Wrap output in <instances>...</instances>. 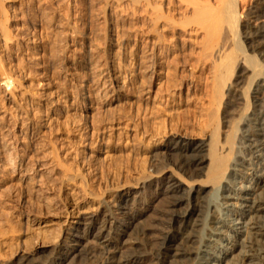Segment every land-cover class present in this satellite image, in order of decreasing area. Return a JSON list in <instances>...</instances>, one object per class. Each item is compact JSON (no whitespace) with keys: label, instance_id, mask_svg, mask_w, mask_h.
Returning a JSON list of instances; mask_svg holds the SVG:
<instances>
[{"label":"rangeland","instance_id":"rangeland-1","mask_svg":"<svg viewBox=\"0 0 264 264\" xmlns=\"http://www.w3.org/2000/svg\"><path fill=\"white\" fill-rule=\"evenodd\" d=\"M132 1L0 0V30L12 40L5 44L0 34V264H52L74 249L68 264H106L119 247L141 255L140 264H156L168 218L161 191L170 174L196 186L206 180L179 171L177 155L165 150L173 136L208 142L214 128L201 124L216 111L220 139L236 134L229 165L242 163L236 154L243 118L262 110L264 94L253 93L258 79L239 55L225 98L212 104L206 50L233 47L227 28L208 41L192 22V0H179L170 11L175 23L151 35L149 13L167 11L164 2L154 0L151 10ZM259 1L241 5L238 35L247 55L259 54L246 39L264 22L255 14ZM233 91H246L242 101H232ZM127 190L138 218L127 236H116L123 217L115 206ZM212 196L209 190L202 198ZM198 209L195 219L204 216ZM91 215L98 216L95 228L76 246L78 220Z\"/></svg>","mask_w":264,"mask_h":264},{"label":"bare ground","instance_id":"bare-ground-1","mask_svg":"<svg viewBox=\"0 0 264 264\" xmlns=\"http://www.w3.org/2000/svg\"><path fill=\"white\" fill-rule=\"evenodd\" d=\"M153 1L133 0L132 2L139 3V5L143 3L145 7L154 10L153 3L155 1ZM161 1L164 2L168 12L163 10L162 7H159L160 9L156 13H149L152 27L150 26L148 33L151 35L159 33L158 26H161V24L168 23V25L170 24L172 26L175 23L174 18L176 16L173 17L174 15L171 12L174 13V11H177V1L179 2V0ZM181 1L184 4L185 0ZM187 1L185 2L186 4L188 3ZM245 1L192 0L194 5L188 4V6L193 5L194 7L192 8V22L199 26L201 32L203 31L205 33V39L208 38V41L209 39L212 41L224 27L228 30L225 33H229L233 39L232 48H227L228 42H224L226 44L228 43L227 45L224 43L223 45L219 43L210 45L208 43L210 46L206 50L208 51L206 53L208 60L205 63H207L206 65L209 69V83L206 86L209 87L207 88L211 93L208 94H211V102L215 106H219L222 99L225 98L224 96H226L225 93L227 90L225 91V88L227 81L233 77L231 75H233L232 73L235 65H237V60L239 61V55L244 56L242 58L244 65L242 66L252 73V79H258L257 87L253 93L258 95L261 93L264 94V66L261 64L262 61L260 62L262 59L257 60V57L264 58V22L250 28L247 34L249 38H246L250 39L251 47L253 45L256 52L259 51V54L247 55L239 38L240 34L238 35V28L242 18L240 12L241 5ZM256 5V18H260L264 15V0H260ZM188 6L187 11L190 9ZM186 10L185 12H187ZM146 12L148 13V11ZM185 20L188 21V19ZM182 24H191V22H182ZM0 31L2 39L4 38L3 41L6 44L11 39V34L4 26ZM222 32L224 31L222 30ZM152 42L154 43V41ZM150 64L153 65L152 63ZM152 67L154 66L150 68ZM244 93L239 96V94L233 91V100L230 99L235 103L237 101L239 102L240 99L242 101L243 95L245 96ZM247 94L250 95L249 92ZM244 100L246 110V108L250 107V103L245 97ZM260 107H262V110L255 109L258 111L257 114H253L255 112L253 110L251 115L243 118L246 130L240 133V140L237 146L239 151L237 150L238 153L236 154L238 158L243 160L242 163L235 161L233 166L229 165L230 156L235 154V151L232 152L231 148L234 145L233 141L236 134L234 135L233 132L228 134L225 131L227 132L225 134L226 137H221L220 139L221 134L215 126L218 115L213 110L215 108L213 106L212 111L216 114L213 113V115H210L204 121V124L202 123L203 125L201 124L203 128H214L208 142H196L193 138L174 135L172 142L165 148V150L170 152V155L171 153L177 155L179 171L190 176V178L205 176L206 180L204 185L196 186L191 183H185L180 177L175 176L176 174H170L169 181L161 191L166 196L164 198L167 199H165L167 202L165 214H167L166 216L168 218L165 231L161 233L158 247L156 246L157 248L153 253L156 255V264H185L187 262L191 264H264V141L262 142V140L257 139L258 136L264 137V133L262 134L261 132L262 130L257 128V125L264 127V107ZM140 112L142 113V111ZM138 116H140L139 112ZM138 116L136 115V117ZM222 138H224V142H222ZM163 154L165 155V153ZM248 156L250 157L249 159H247ZM245 176H248V178H245ZM209 190L213 192V196L206 202L203 200L202 195L206 194ZM134 195L127 190V193L121 195L119 203L115 206L119 215L123 217L121 222H119L120 226L115 228L116 236H127L129 231L134 229L132 227L138 218V215L133 212L132 205L130 204L132 199H135ZM196 207L202 208L198 209V212L204 213V216L197 214V218H194L196 216ZM200 216L202 220L198 218ZM97 218V215H91L89 218L81 217L78 220V225L80 226L75 229L76 233L71 235L76 246L86 234L95 228L98 221ZM199 220L200 223H197ZM82 225H84L85 229L81 231ZM197 227L201 228L200 232L195 230ZM81 232L82 236L80 235ZM103 235L104 228L98 232L99 237H103ZM243 236L245 237L242 238ZM120 244L123 245V243ZM75 247L71 248L74 249ZM123 250L120 247L115 249L113 254L106 260V264L142 263L141 255L138 253V255L132 253L124 254L122 252ZM76 252H78V249H74L71 254H62L54 258L51 262L52 264H68V260ZM90 255L91 253L85 254L84 260L88 259ZM15 264L22 263L17 261Z\"/></svg>","mask_w":264,"mask_h":264}]
</instances>
